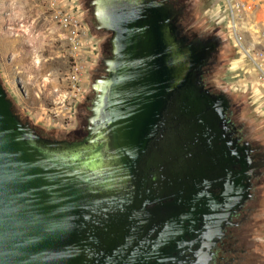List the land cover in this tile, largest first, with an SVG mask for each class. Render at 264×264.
<instances>
[{
	"label": "water",
	"instance_id": "95a60500",
	"mask_svg": "<svg viewBox=\"0 0 264 264\" xmlns=\"http://www.w3.org/2000/svg\"><path fill=\"white\" fill-rule=\"evenodd\" d=\"M89 6L96 28L110 34L100 128L123 174L116 184H123L108 190L88 184L79 172L66 167H71L66 153L61 155L98 148L91 141L92 107L81 140L48 139L19 120L0 85V264H88L87 248L105 225L98 217L106 222L114 215L116 201L132 195L131 167L140 165V154L146 150H159L155 134L173 133L181 123L184 148L206 145L209 132L214 160L219 162L215 121L211 118L209 131L203 129L207 123L203 104L210 95L198 81L215 40L199 47L176 37L174 20L180 11L168 0H90ZM219 102L221 109L227 105L221 96ZM169 141L168 137L161 143L170 148ZM192 162L188 160L189 165ZM195 174L207 182L203 169ZM213 174L211 181L221 185L223 194L235 193L236 178L230 168H218ZM190 177L183 172V179ZM247 190L246 183L195 232L191 243L196 244L192 255L197 261L205 255L203 249L213 245V238L220 237V219L229 223L230 214L248 197Z\"/></svg>",
	"mask_w": 264,
	"mask_h": 264
},
{
	"label": "rangeland",
	"instance_id": "374dc122",
	"mask_svg": "<svg viewBox=\"0 0 264 264\" xmlns=\"http://www.w3.org/2000/svg\"><path fill=\"white\" fill-rule=\"evenodd\" d=\"M89 1L0 0V85L19 120L49 139L82 132L92 82L104 75L102 43L110 34L96 28ZM173 1L180 34L186 29L196 40H215L200 83L226 101L225 117L263 161L217 255L229 264H264V25L252 23L253 15L264 18V0H257L259 13L250 0ZM175 133L168 134L170 148L163 142L148 155V167L161 157L164 166L184 163V138L176 142ZM115 217L95 233L88 264H102L117 249L113 230L122 224Z\"/></svg>",
	"mask_w": 264,
	"mask_h": 264
},
{
	"label": "flooded vegetation",
	"instance_id": "af4514ba",
	"mask_svg": "<svg viewBox=\"0 0 264 264\" xmlns=\"http://www.w3.org/2000/svg\"><path fill=\"white\" fill-rule=\"evenodd\" d=\"M171 3L175 4L173 0ZM178 17L179 15L174 20L176 37H182L184 43L199 47L209 43L210 40L206 38L194 39L186 29L184 34H180L177 28L179 27ZM108 39L102 43V52L109 58L111 51ZM207 65H209L208 61L200 69L199 82ZM102 72L105 75V71L102 70ZM104 75H98L92 83L101 80ZM208 94L210 98L203 104L207 108V123L203 129H206V132L209 131L212 119L215 121L218 132L215 146L220 152L219 162L216 163L214 160V148L211 146L209 132L206 145L188 144L187 147L184 145L182 148L185 151V157L184 163L180 165H183L184 170L177 162L164 166L165 158L161 156L160 163L148 167L147 157L155 148L140 154V165L138 164L136 168L131 167L135 178L132 183V195L122 201H116L112 207L116 216L114 221L116 224H122V227L117 225L113 230L118 247L112 255L103 256L102 264H229V260L217 255L218 246L224 245L221 242L229 239L227 228L237 225L238 222H232V220L244 210L245 203L251 197L250 180L263 161L258 159L259 155L255 153V149L241 140L235 127L225 117L226 106L221 109L220 96ZM90 109L91 106L86 107L85 110L90 114ZM87 119L88 117L82 118L85 123L82 132H74L71 137L61 140L68 142L81 140L88 131ZM180 124L174 135L176 142H179L178 137L186 139ZM39 136L46 138L43 135ZM157 136H159L158 143L169 137L166 132H160L155 134L153 139L155 140ZM189 159L193 161L190 165ZM199 167L205 171L207 182L195 174ZM227 167L233 172L237 184L235 193L232 192L230 196L222 193L219 183L211 181L216 169ZM183 172L192 174V177L183 179ZM246 183L248 197L230 214L229 223H225L223 218L220 219V237L213 236L215 242L211 247L203 249L205 255L197 261L192 255L196 244L191 243L195 232L203 226L204 220L207 221L211 215L220 212L219 210L225 207L232 196L239 194ZM98 218L99 221L106 220ZM210 233L213 235L214 230ZM208 244L209 240L206 239L204 246L207 247ZM207 253L211 255L208 256Z\"/></svg>",
	"mask_w": 264,
	"mask_h": 264
},
{
	"label": "bare ground",
	"instance_id": "6f19581e",
	"mask_svg": "<svg viewBox=\"0 0 264 264\" xmlns=\"http://www.w3.org/2000/svg\"><path fill=\"white\" fill-rule=\"evenodd\" d=\"M104 63L107 67L109 66L108 59L105 60ZM102 79L95 81L91 86V89L96 93V99H92L94 105L91 104L93 112L90 116V120H95V122H93L94 131L91 141L93 142V145L98 146V148L96 150L91 148L87 151L62 152L61 155L66 153V158H70L71 164V167L67 165L66 167L72 169L73 171L79 172L80 178H86L88 184L97 185L98 187L108 190L109 188L112 189L113 187L116 189L121 187L123 183H121L120 186L116 183L118 178H120V176L123 174L120 171V167H118V165L115 163V154L113 149L110 147L109 139L103 135L101 130L102 128H100L105 117V110L100 112V110L103 108L101 107L102 100L100 101V97L106 89V83ZM80 152H83L82 154L87 153L88 155L82 157ZM122 171L125 174L123 168ZM111 183L116 185L113 186Z\"/></svg>",
	"mask_w": 264,
	"mask_h": 264
},
{
	"label": "crops",
	"instance_id": "0c3cea01",
	"mask_svg": "<svg viewBox=\"0 0 264 264\" xmlns=\"http://www.w3.org/2000/svg\"><path fill=\"white\" fill-rule=\"evenodd\" d=\"M250 1H253V2L256 1V2L254 3V5H255V4H256V5L258 4V3H257V0H250ZM246 2H248V0H247ZM243 5H244V4H243ZM245 5H246V4H245ZM256 5H255V6H256ZM255 6H254V7H255ZM259 7H260V6L257 5V7L255 8L256 11H257L256 13H259V12H260L261 9H260ZM252 23H254L255 25H256V24H257V25H260V24H263V25H264V18H263V17H260V13H259V15H256V16L253 15Z\"/></svg>",
	"mask_w": 264,
	"mask_h": 264
},
{
	"label": "built area",
	"instance_id": "2783aa9c",
	"mask_svg": "<svg viewBox=\"0 0 264 264\" xmlns=\"http://www.w3.org/2000/svg\"><path fill=\"white\" fill-rule=\"evenodd\" d=\"M239 39V38H238Z\"/></svg>",
	"mask_w": 264,
	"mask_h": 264
}]
</instances>
